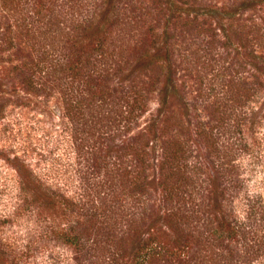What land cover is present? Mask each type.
<instances>
[{"label": "rangeland", "instance_id": "obj_1", "mask_svg": "<svg viewBox=\"0 0 264 264\" xmlns=\"http://www.w3.org/2000/svg\"><path fill=\"white\" fill-rule=\"evenodd\" d=\"M7 1L0 264H264V0Z\"/></svg>", "mask_w": 264, "mask_h": 264}, {"label": "trees", "instance_id": "obj_2", "mask_svg": "<svg viewBox=\"0 0 264 264\" xmlns=\"http://www.w3.org/2000/svg\"><path fill=\"white\" fill-rule=\"evenodd\" d=\"M5 1L8 2L7 0H5ZM211 9L213 11H216V12L219 10V9H213V8H211ZM224 11H226V10L223 9L222 12H224ZM109 18H110V16H107L106 15V16H104V18L102 20H100L98 22L97 25H95V29L91 33V37L89 38V40L84 45H81V47L79 48V52H78V56H77V61H75L74 63L71 62V63L68 64L69 68H71L72 70H74V73L75 74L76 73H79V71L81 70V67L83 66V65L80 66V64H79L80 62L85 61V64L86 65L89 64V63H91L93 61L92 52L94 50H96V49L101 51L100 48H102V46L104 44V40L106 38L105 33H107V31L103 32L104 29L102 28L103 27L102 24H106V22H109ZM94 40H95V42H97V43H95L96 44L95 47L93 45V41ZM168 82H171V79L170 78H169V81ZM29 83H31V82H29ZM168 85H169V83H168ZM164 103H165V101H164ZM180 160H181V155L179 154V151L174 152L173 153V156H172V164H175V163L179 162ZM169 188L172 189V194H173L176 187L173 186V185H170ZM169 194H171V192H169ZM224 218H225V216H224ZM227 218L229 220L225 218L224 221L222 219V221H220L219 224H217L216 228H214V232L215 233L218 232V228L219 227L221 229L223 228L222 226H227V227L229 226V227H231L230 224L232 222L235 225H239L240 226L239 221H238V219L235 216L232 219L229 218V216H227ZM233 227H235V226H233ZM79 238H80L79 237V234L77 233V234H75L73 236L72 240L74 241V243H78L79 242ZM181 240H182V238L180 237V234L178 233V235H176V238H175L174 241L176 243H181ZM145 243L148 245V242L147 241H145ZM153 252H154L153 247H148L147 248V251L143 254V256H140L141 260H140L139 256H135L134 255V257L131 259V263L130 264H145V260H147V257L148 256L150 258L151 255H153Z\"/></svg>", "mask_w": 264, "mask_h": 264}]
</instances>
